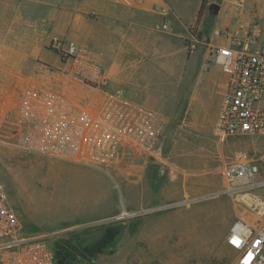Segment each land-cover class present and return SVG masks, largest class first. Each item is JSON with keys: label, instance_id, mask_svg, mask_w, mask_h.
Masks as SVG:
<instances>
[{"label": "rangeland", "instance_id": "1", "mask_svg": "<svg viewBox=\"0 0 264 264\" xmlns=\"http://www.w3.org/2000/svg\"><path fill=\"white\" fill-rule=\"evenodd\" d=\"M207 3L208 10L218 15L214 20L221 22L219 27L229 22L239 32L254 24L264 28V0ZM17 34L24 44L25 36ZM30 35L41 47L0 48V179L23 234L39 237L54 251L56 243L68 239L80 248L90 246L95 251L90 257L93 264H231L233 251L224 239L241 216V199L246 197L224 192L223 168L242 154L259 164L256 181L264 182V136L219 139L210 119L190 128L188 120L183 122L186 89L171 111L158 112L166 120L159 162L132 148L110 153L98 167L40 156L35 144H45L41 123L20 106L19 94L42 71L36 53L42 52L40 60L53 65L51 37L70 39L51 32ZM24 57L34 67L30 75H24L25 68L17 62ZM164 85L169 86L163 83L160 91L167 99L173 90ZM145 167L164 172L151 194L159 206L139 209L134 181ZM128 186L129 205L124 190ZM247 193L264 195V186ZM128 207L136 209L130 217L123 211Z\"/></svg>", "mask_w": 264, "mask_h": 264}, {"label": "built area", "instance_id": "2", "mask_svg": "<svg viewBox=\"0 0 264 264\" xmlns=\"http://www.w3.org/2000/svg\"><path fill=\"white\" fill-rule=\"evenodd\" d=\"M141 1L115 0L130 8ZM151 30L169 34L173 23L157 20ZM183 44L189 55L199 48L205 51L201 72L216 66L225 75L213 135L219 139L264 136V28L254 24L241 34L238 29L217 27L206 40L189 31ZM49 46L60 67L40 65L42 71L19 94L20 106L42 126L45 144H35L38 155L88 167H98L99 160L120 148L159 157L165 118L131 103L121 89L109 90L106 65L87 49L57 35L51 37ZM259 174V164L242 154L223 168L224 192L246 197L241 199V216L225 236L234 252L231 264H264V195L247 193L264 186L256 181ZM0 264H56L53 249L39 237L23 234L1 179Z\"/></svg>", "mask_w": 264, "mask_h": 264}, {"label": "crops", "instance_id": "3", "mask_svg": "<svg viewBox=\"0 0 264 264\" xmlns=\"http://www.w3.org/2000/svg\"><path fill=\"white\" fill-rule=\"evenodd\" d=\"M201 1L142 0L130 8L115 0H0V48L41 47L33 42V35L30 34L34 32L63 34L70 39L67 41L62 37L64 40L87 49L106 65L110 74L109 90L121 89L131 103L158 113L171 111L172 105L174 107L187 89L183 122L188 120L187 126L194 129L201 126L198 124L201 120L210 119L214 125L225 75L216 66L201 72L205 51L199 48L189 55L183 44L189 31L206 40L210 39L211 31L221 24L214 20L218 15L208 10V3L198 15ZM157 20H170L173 23L172 32H153L151 25ZM211 21H214V26ZM222 27L231 28L229 22ZM17 33L25 36L24 44L17 38ZM41 55L42 52L36 53L35 60L39 66L60 67L57 58L52 65L40 60ZM24 59L17 62L22 69L25 68L23 74L30 75L34 67L28 66ZM182 80L187 82L180 83ZM163 83L169 85H164V88L173 90L170 98H162L160 90ZM158 156L154 158L156 162L160 161V150ZM141 170L139 178L134 181L138 186L137 207L155 208L159 205L151 201V194L159 187L164 171L156 167ZM124 190L126 204L129 205V186ZM125 209L123 211L127 215L136 211L131 207Z\"/></svg>", "mask_w": 264, "mask_h": 264}, {"label": "trees", "instance_id": "4", "mask_svg": "<svg viewBox=\"0 0 264 264\" xmlns=\"http://www.w3.org/2000/svg\"><path fill=\"white\" fill-rule=\"evenodd\" d=\"M207 0L201 1L198 15L206 6ZM162 146V145H161ZM161 146L159 148L161 152ZM56 264H93L91 256L94 252L90 246L81 247L75 245L72 239L61 240L55 245Z\"/></svg>", "mask_w": 264, "mask_h": 264}, {"label": "bare ground", "instance_id": "5", "mask_svg": "<svg viewBox=\"0 0 264 264\" xmlns=\"http://www.w3.org/2000/svg\"><path fill=\"white\" fill-rule=\"evenodd\" d=\"M125 216H129V215H127V214L125 213Z\"/></svg>", "mask_w": 264, "mask_h": 264}, {"label": "water", "instance_id": "6", "mask_svg": "<svg viewBox=\"0 0 264 264\" xmlns=\"http://www.w3.org/2000/svg\"><path fill=\"white\" fill-rule=\"evenodd\" d=\"M153 9H156V7H153Z\"/></svg>", "mask_w": 264, "mask_h": 264}]
</instances>
